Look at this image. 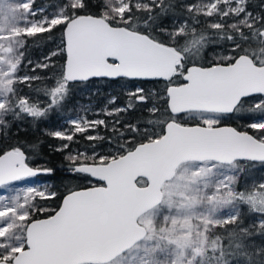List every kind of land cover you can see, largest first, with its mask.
<instances>
[{"label":"snow or ice","instance_id":"1","mask_svg":"<svg viewBox=\"0 0 264 264\" xmlns=\"http://www.w3.org/2000/svg\"><path fill=\"white\" fill-rule=\"evenodd\" d=\"M33 3L0 0V132L29 119L38 127L92 78L164 88L136 87L115 109L139 105L142 122L127 125L135 143L125 138L114 153L67 151L103 119L79 116L67 121L71 129L44 130L68 142L56 151H66L70 180L102 182L70 190L46 218L38 217L57 193L16 186L54 173L32 165L41 142L31 153L20 144L0 149V264H264V242L253 240L264 237V219L244 226L241 211L264 215V183L235 187L241 161L264 164V12L249 11L250 0H58L45 15ZM56 32L61 47L52 55L65 54V63L51 87L34 88L41 77L21 75L27 38ZM238 113L262 117L248 125L259 136L221 126ZM225 225L234 227L215 231Z\"/></svg>","mask_w":264,"mask_h":264},{"label":"trees","instance_id":"2","mask_svg":"<svg viewBox=\"0 0 264 264\" xmlns=\"http://www.w3.org/2000/svg\"><path fill=\"white\" fill-rule=\"evenodd\" d=\"M57 3L58 0H34L32 6L34 9L43 10L46 15L56 10L55 5ZM262 5H264V0H250L249 11L253 12V14L262 13L264 12ZM39 17L38 15L37 18ZM47 36V33H42L37 34V37L27 38V50L21 75L27 74L41 77V79L33 81L32 86L37 89H43L45 86L51 87L54 84L53 78L59 73L61 66L64 65L66 60V55L63 53L52 55L53 52L61 47L60 33L56 32L51 40L47 39ZM46 56L49 57L48 60L44 59ZM29 60L32 61L31 64L27 63ZM37 63H48L50 66L48 68H36L35 72H33V68ZM21 87L33 99H39L42 105H46L49 102V98L42 93L38 94L30 91L28 87L23 85ZM136 87H143L147 93H154L156 90H163L164 83L154 80L117 81L106 78H92L88 82L76 83L73 87L74 95L72 100L65 110L53 113L47 121H42L38 127H33L29 119L22 122H13L6 133L0 132V149L20 144L27 153H31L32 150L29 145L40 141V152L34 157L32 165L34 167L41 166L55 169L52 175H38L35 178H31V180L34 179L37 182L46 184L48 191L57 193L55 199L46 202L49 213L41 214L38 218H45L47 214H51L52 209L58 208L62 198L70 190L98 185L96 181H77L68 178L66 169L69 161L65 158L66 151H56L57 148L68 142L46 135L44 130L47 129L49 132L60 130L65 120L77 115H85L88 120L103 119L106 121V125L89 129L86 133H77L70 144V149L67 151H71L73 154L82 152L89 156L114 153L116 144L124 143L125 138L130 143H135L131 138L136 133L130 131L127 125H135L142 122V112L139 105L126 111H115V109L124 108L129 103L130 97L128 93ZM113 96L116 97V102L115 104H109V100ZM257 98H248L249 104L256 102ZM81 108L89 109V111H82ZM109 110H111L110 115L108 114ZM238 117L239 115L236 114L224 119L221 126H232L239 131L259 136L258 130L248 127L256 118L260 117L258 114L246 116L243 119ZM87 135L97 136L98 139L89 141L85 138ZM240 164L243 171L239 173L237 178L235 185L237 191H252L254 185L264 183V164L248 161H241ZM241 211L244 226L258 224L261 219H264V215L249 212L246 205H241ZM232 227L234 225L217 226L215 231L222 233L225 228L230 229ZM253 240L259 244L264 242V237L255 236Z\"/></svg>","mask_w":264,"mask_h":264},{"label":"rangeland","instance_id":"3","mask_svg":"<svg viewBox=\"0 0 264 264\" xmlns=\"http://www.w3.org/2000/svg\"><path fill=\"white\" fill-rule=\"evenodd\" d=\"M37 10H41V9H37ZM36 19H39V18H37V17H35ZM259 98V97H258ZM257 98V99H258ZM256 99V100H257ZM237 115H241V114H237ZM79 116H84L85 117V115H77V116H73V117H71V118H69V119H67V120H65L64 122H63V126H62V128L60 129L61 131H63V130H65V129H71L73 126L72 125H70L69 123H67V121L68 120H70V119H75V118H77V117H79ZM86 118V117H85ZM262 117H258V118H256L253 122H256L257 120H259V119H261ZM87 119V118H86ZM88 120V119H87ZM33 185H35V186H37V187H40V188H44V187H46L47 188V186H46V184H42V183H40V182H37L36 180H31V178H29V179H27V180H25V181H22V182H18L17 184H16V186L17 187H28V186H33Z\"/></svg>","mask_w":264,"mask_h":264},{"label":"water","instance_id":"4","mask_svg":"<svg viewBox=\"0 0 264 264\" xmlns=\"http://www.w3.org/2000/svg\"><path fill=\"white\" fill-rule=\"evenodd\" d=\"M96 79H98V78H96ZM106 79H108V78H106ZM147 81H151V80H147ZM255 97H258V96H255ZM223 126H227V125H223ZM227 127H232V126H227ZM239 131V130H238ZM244 132V131H243ZM248 133V132H247ZM248 134H250V133H248ZM251 135V134H250ZM256 163H260V162H256ZM94 181V180H93ZM98 183H102V182H98ZM94 186H98V185H94ZM91 187V186H90ZM66 195V194H65ZM64 195V196H65ZM62 202V201H61ZM46 218V217H45Z\"/></svg>","mask_w":264,"mask_h":264}]
</instances>
